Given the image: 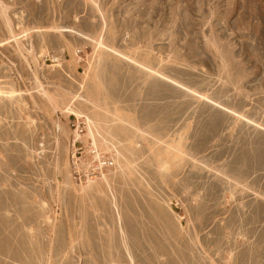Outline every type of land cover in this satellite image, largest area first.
Segmentation results:
<instances>
[{"label": "rangeland", "instance_id": "1", "mask_svg": "<svg viewBox=\"0 0 264 264\" xmlns=\"http://www.w3.org/2000/svg\"><path fill=\"white\" fill-rule=\"evenodd\" d=\"M0 264H264V0H0Z\"/></svg>", "mask_w": 264, "mask_h": 264}, {"label": "bare ground", "instance_id": "2", "mask_svg": "<svg viewBox=\"0 0 264 264\" xmlns=\"http://www.w3.org/2000/svg\"><path fill=\"white\" fill-rule=\"evenodd\" d=\"M99 154H98V152L96 153V156H98ZM103 160L100 158V160H99V166H101V165H103Z\"/></svg>", "mask_w": 264, "mask_h": 264}, {"label": "built area", "instance_id": "3", "mask_svg": "<svg viewBox=\"0 0 264 264\" xmlns=\"http://www.w3.org/2000/svg\"><path fill=\"white\" fill-rule=\"evenodd\" d=\"M105 163V162H104Z\"/></svg>", "mask_w": 264, "mask_h": 264}]
</instances>
